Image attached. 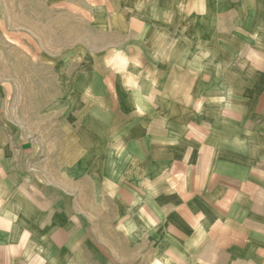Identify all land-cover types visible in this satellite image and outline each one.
I'll return each instance as SVG.
<instances>
[{"label":"crops","instance_id":"1","mask_svg":"<svg viewBox=\"0 0 264 264\" xmlns=\"http://www.w3.org/2000/svg\"><path fill=\"white\" fill-rule=\"evenodd\" d=\"M49 10L0 3V264H264V0Z\"/></svg>","mask_w":264,"mask_h":264},{"label":"rangeland","instance_id":"2","mask_svg":"<svg viewBox=\"0 0 264 264\" xmlns=\"http://www.w3.org/2000/svg\"><path fill=\"white\" fill-rule=\"evenodd\" d=\"M0 3L13 13L15 23H29L31 33L34 34L42 31L43 40L48 46L52 47L59 44L63 46L65 44L67 38L64 37V31L59 37H55L52 32L50 0H0Z\"/></svg>","mask_w":264,"mask_h":264}]
</instances>
